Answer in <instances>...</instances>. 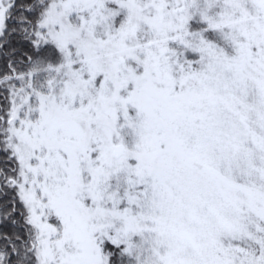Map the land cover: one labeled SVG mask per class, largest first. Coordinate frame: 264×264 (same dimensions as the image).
Masks as SVG:
<instances>
[{
  "label": "snow or ice",
  "instance_id": "1",
  "mask_svg": "<svg viewBox=\"0 0 264 264\" xmlns=\"http://www.w3.org/2000/svg\"><path fill=\"white\" fill-rule=\"evenodd\" d=\"M0 264H264V0H0Z\"/></svg>",
  "mask_w": 264,
  "mask_h": 264
}]
</instances>
